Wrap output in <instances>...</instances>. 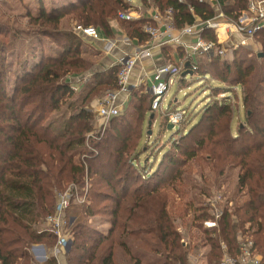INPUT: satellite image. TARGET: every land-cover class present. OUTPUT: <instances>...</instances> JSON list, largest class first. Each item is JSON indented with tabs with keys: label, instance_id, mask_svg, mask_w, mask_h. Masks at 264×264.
<instances>
[{
	"label": "trees",
	"instance_id": "trees-1",
	"mask_svg": "<svg viewBox=\"0 0 264 264\" xmlns=\"http://www.w3.org/2000/svg\"><path fill=\"white\" fill-rule=\"evenodd\" d=\"M99 2L105 4L96 9L93 0H78L73 11L81 9L78 18L83 23L78 25L97 23L109 33V18L116 12V6L127 10L129 5L125 0ZM155 2L165 12L172 8L173 23L178 29L198 20L213 19L218 14V7L211 6L206 0ZM217 2L225 15L235 21L248 7V0ZM40 3L35 20L52 25L43 33L61 42L62 46L57 49V55L51 52L32 54L29 61H24L16 71L18 81L12 94L7 90L1 91L0 75V264H37L31 254V246L44 244L46 240L56 244L55 234L46 230V218L55 210V188L65 173L85 200L72 202L68 210L77 219L69 229L72 240L70 248L64 251V264H190L191 255H197L206 246H209L207 264H221L226 251L236 257L241 253L242 238L253 241L252 248L262 257L261 264H264V58L257 64L242 55L233 61L222 60L224 56L216 53L207 64L200 65L197 59L193 62L198 63L193 74L215 77L210 85L217 97L205 105L199 119L195 123L192 121L185 133L180 132V147H184L189 134L206 125L207 137L198 141L199 147L215 152L220 160L237 165L236 195L242 198L231 211L227 210L219 217L218 226L208 228L204 222L213 218L209 207L201 202L193 206L187 201L182 211H170L167 203L162 204L159 198L150 207L143 204L146 194L142 189L151 187L150 183L159 178L160 160L167 158L169 166L165 169L174 167L172 165L176 162L170 150L165 148L154 166H141L144 146L140 147L139 143L143 127L134 154L128 159L130 139L127 136L123 138L121 128L124 127L127 134L132 122H126V126L118 123V120H126L124 113L111 117L112 126L105 131L109 133L108 137L114 136L118 146L112 150L109 140L105 144L91 141L94 149H103L102 154L88 148L86 135L94 132L96 126L94 112L87 108V96L79 106L70 104L67 112L51 117L50 114L60 111L63 103H67L66 97L75 94L67 78H62L72 68L80 66L77 56L82 51V43L77 32L59 29L66 5L50 9ZM125 22L131 38L141 44L150 40L144 25L154 24L153 21L140 18ZM256 35L261 38L264 48V28ZM201 36L217 41L212 29L205 28ZM227 49L228 52L233 50L232 47ZM0 50L4 52L2 45ZM209 65L217 66L219 73L212 74ZM119 69L114 66L109 71L97 73L96 78L101 85L116 90ZM215 82L216 86H213ZM239 87L243 94L244 117L238 120L235 130L237 103L234 105L232 100H239L238 91H235ZM140 98L141 101L135 102V110L137 119L144 120L145 98ZM150 111L155 116L151 105ZM166 121L169 126L168 116ZM46 143L52 149L48 154L42 147ZM85 149L90 150V157H86L83 163H76L74 156ZM105 158L112 163L105 166ZM133 175L146 184L130 194L132 182L129 180ZM87 182L88 188H85ZM120 187L122 192L118 190ZM180 195L183 198L188 193L181 192ZM106 201L111 206L103 205ZM188 213L192 219L185 226L188 230L192 227L197 230L189 232V240L178 223ZM97 215L109 217L111 226L107 231L88 224ZM42 219L45 228H37ZM181 220L183 224L184 220ZM56 257L37 261L40 264H57Z\"/></svg>",
	"mask_w": 264,
	"mask_h": 264
},
{
	"label": "rangeland",
	"instance_id": "rangeland-1",
	"mask_svg": "<svg viewBox=\"0 0 264 264\" xmlns=\"http://www.w3.org/2000/svg\"><path fill=\"white\" fill-rule=\"evenodd\" d=\"M40 1L50 9H52V6L56 5L67 6L64 13L65 15L62 17L59 24V29L63 32L76 33V25L83 23V21L78 18L81 9L73 11V6H78V0H0V45H2L4 50V52L0 50V75H2L1 91L7 90L11 94L13 93L16 82L18 81L16 71L18 68H21V64L24 61H29L32 54L40 55L51 52L54 55H57V49L62 46L61 42L58 43L52 37H48L45 33H43L47 32L52 25L35 20L38 18V12L41 5ZM125 2L132 7L139 6L138 10L140 12V18L143 17L148 19V21H151V13H155V11L151 9V6L154 3L156 4V2L153 0H125ZM93 3L96 9L104 6L105 4L100 3L99 0H93ZM127 10L116 6V12L109 18L110 24L113 22L119 29L122 28L128 32L126 22L121 20L118 16L119 12H125ZM128 12L130 14L132 13V16H136L133 11ZM161 12L163 17L169 16V14L167 15L164 10H161ZM92 26L98 29L100 28L97 23H93ZM146 26L151 27L155 25L146 23L144 28H146ZM77 36L82 43V51L80 55L77 56L80 66L72 68L67 72V74H69L62 78H67L74 89L75 94L72 97H66L65 102L67 103H63L61 110L58 112L55 111L50 115H52V118L60 116L61 113L69 110L68 107L70 104L79 106L83 102V99L87 96L89 98L87 99V107L90 105V110H93L94 112L96 126L94 132L86 135L88 148L93 152L95 151L102 154L103 149H94L91 141H100L105 144L106 141L109 140L108 143L112 150L115 146H118L114 136L111 134L110 138L108 137L110 136L109 133H105L109 126H112L110 120L104 119L98 112L101 102H103V100L108 96L109 92L114 90L109 89L103 84L101 85L99 80L96 78L97 73H99L97 71L101 69L98 66L101 58L97 57L96 54L97 45L79 34ZM225 47H221V51L224 52L223 54L218 53V55L224 56H222V60L227 59L233 61L235 57L242 55L243 58L247 60H255L257 64L263 62V42L257 35L254 38L252 46L244 44L230 52H228ZM177 53L180 52L178 51ZM213 56L214 55L198 56L197 61L200 65H204L210 62L209 59L213 58ZM185 58L186 51L183 52L181 57H175L173 63L178 62L181 65ZM198 63L194 64L198 65ZM209 68L212 74L219 73L217 71V66L209 65ZM189 70L190 68H186V66H184L183 74ZM212 80H215L213 75L207 74L206 76H198L197 74L188 73L186 76L182 75L179 86L177 83L172 85L166 97V101L164 102V110L173 109L175 112L182 111L184 114L181 121L172 124L174 126V130L172 129L173 131H166V129L169 128L166 121V116H168L167 113H156L149 123L152 114L150 111V99L152 96L145 85L130 93L131 96H133V99L128 101L126 106H123L120 110V113L125 114L126 120H118V123L121 126H126V122H132V125L128 127L127 134L124 127L121 128L123 138L127 136V138L130 139L127 156L128 159L130 158V155L134 154L133 151L139 141L140 130L143 127V135L139 143L140 147L144 146V149L141 152V166H154L157 158L158 162L161 159V151L165 148L170 150V155L176 162V164L172 165L174 167L165 169L166 166H169L167 165V158L160 160L161 162L159 166H161V168L159 170V178L150 183L151 187H144L142 189L143 194H146L143 197V204L150 207L159 198L162 204L167 203V208H169L170 211L178 209L182 211L187 201L193 203V206L197 202H201L200 204H204V206L209 207V213L213 218V220L204 222L206 226L210 227L214 221L218 224L219 217H221V215L223 216L224 212L227 210L231 211L233 207L237 205L236 203H239L242 199L240 196L238 197L236 195L237 176L239 172L237 165L230 163L228 160H220L215 152H210L209 149H202L199 147L200 144L198 141H202L204 137H207L206 125L198 127L191 134H189L188 141L185 142L184 147H180V132L185 133V129L190 125V123L192 121L195 123L199 119L201 110H203L205 105L208 102H212L217 97L215 92L211 89L210 84ZM213 86H216V82ZM235 91H238L237 94L239 100L237 98H235V100H231L234 105L237 103L236 107L238 105L240 106L242 114L241 117L243 118V94L240 87L238 90L235 89ZM141 96L145 98L143 102L145 113L144 120L143 118L137 119V111L135 110V102L141 101ZM238 122L239 121L237 119L234 122L233 127L235 130L237 129ZM146 132L148 133L146 134ZM42 147L47 154L50 150H52L49 149L48 143L42 145ZM89 149L78 151L74 156L75 162L83 163V161L87 159L86 157H90V153H88L90 151ZM106 152L107 151H105V153ZM153 153L156 155L153 156ZM110 163H112L111 160L109 158H105L103 164L106 166ZM138 180L139 178L137 175L130 177L129 183L132 182L129 189L130 194L135 190V188H139L140 186H144V184H146V181L144 183L143 181ZM73 184V180L67 173H65L57 184L55 193L58 195L59 192L66 191ZM88 184L89 182L86 183L85 188H88ZM77 188L75 190L77 197L75 196L74 202L78 203L81 200V196L79 195L80 191L79 189L77 190ZM118 190L122 192L121 187ZM181 192H187L188 195L182 198L180 195ZM103 205L111 206V203L106 201L103 202ZM69 214L75 215L73 212H69ZM189 216L190 215L188 213L187 216L181 217V219L184 220L183 224L181 219L178 220L179 226H181L187 240L190 239L189 232L194 233L197 231L195 227L188 230L185 226V224L190 222L192 219ZM108 218L109 217H105L103 215H97L96 217L91 218L88 221V224L100 227L104 231H107L111 226L110 219ZM214 227L216 226L211 228ZM37 228H45L43 219L41 220V223L37 225ZM56 247V244L46 240L44 244L32 245L31 254L36 263L38 262L37 264H40L37 260L43 259L45 257V253L47 254V258L58 256L59 259L64 261L66 254L64 251L67 250H61ZM202 264H207V260H204Z\"/></svg>",
	"mask_w": 264,
	"mask_h": 264
},
{
	"label": "built area",
	"instance_id": "built-area-1",
	"mask_svg": "<svg viewBox=\"0 0 264 264\" xmlns=\"http://www.w3.org/2000/svg\"><path fill=\"white\" fill-rule=\"evenodd\" d=\"M213 18L206 21H197L192 25H186L179 29L178 35H173L174 23H173V10L169 8L167 10V15L169 14V19H161L160 23L165 29H160V27L146 26L145 31L151 35V43H158L153 45H147L145 48H136L132 54L124 55L119 62V72H118V88L109 92L108 96L101 102L98 112L104 119H110L120 113L121 107L119 106L118 99L122 93H129L131 90V77L132 73L137 66V64L146 58H150L153 55V50L157 44L174 42L177 47L185 48L187 56H195L197 54L214 55L223 54L221 47H218L219 36L217 31L220 27V22L218 19H226L227 16L221 10ZM119 18L123 21H129L135 19L128 11L119 12ZM212 29L217 41L206 40L201 36L204 29ZM264 28V0H248V7L246 10L242 11L239 15L237 21L235 22L236 32L243 34L245 39L241 41L244 45L248 38H253L258 31ZM177 29V28H176ZM76 32L79 35L87 36L90 38L98 39L99 32L98 29L92 25L90 26H76ZM182 36H193L195 41L191 44H185L181 39ZM160 40V41H159ZM240 45L235 43L234 48H238ZM187 57V58H188ZM190 63V66L187 63ZM190 68L192 73L197 69L196 64H191L190 60L185 59L181 65L178 64H162L155 68L152 85L150 87V93L153 97L151 102L152 111L156 113H167L169 117V122L171 125L173 123H178L183 118L182 111H171V109L164 110V102L166 97L177 78L183 74V68ZM77 186L72 185L68 190L64 192H59L57 195V205L52 214L48 215L46 218V230L52 232L57 237L56 248L61 250H67L71 244L72 236L70 235L69 229L75 223L77 217L75 215L69 214L68 210L71 207L72 202L75 199V190ZM77 197V196H76ZM85 197L82 198L80 202H83ZM217 226V222L214 221L211 227ZM211 228L210 226H207ZM226 250V246L223 245ZM253 241L241 239L240 251L241 253L236 256H231L226 251L222 259L221 264H261L262 257L253 250ZM47 254L40 260H47ZM190 264H202L198 257H192Z\"/></svg>",
	"mask_w": 264,
	"mask_h": 264
},
{
	"label": "crops",
	"instance_id": "crops-1",
	"mask_svg": "<svg viewBox=\"0 0 264 264\" xmlns=\"http://www.w3.org/2000/svg\"><path fill=\"white\" fill-rule=\"evenodd\" d=\"M153 1L155 2V0H153ZM206 1H208L211 6L218 7V11L221 10L220 6L218 5L217 0H206ZM138 9H139V6H137V7L129 6V8L127 10L130 12L133 11L134 15L136 14V16H134L135 19H133L134 21L140 20L141 16H140V12ZM151 9L154 10L155 13H151L152 17H151L150 22L153 21V23L155 25L154 27H158V28L160 27V29L164 30L165 27L161 25L160 20L161 19H169V16H166V17L162 16L161 9H160L159 5H157V3L152 4ZM221 12H223V11L221 10ZM198 21H201V20H198ZM218 22H220L221 25L219 27V30L217 31V34L219 33L220 30H222V32L219 33L222 37H218L219 41H220L219 44L222 45L223 47L227 46V47H225V49L227 51L229 50V49H227L228 47H232L233 50L236 49L233 47V45L235 43H238L240 45L239 47H241L242 46L241 41L243 39H245V36H243V34L236 32V29H235V22L236 21L229 19L227 17L226 19H218ZM174 28H175V26H174ZM144 30H145V28H144ZM98 32H99V38L98 39L90 38L87 36H82V37L87 38L88 40L94 42L97 45V47H96L97 53L96 54H97V57L101 58L99 60V64H98L99 68H101V69H99V71H97L99 73H101V72L104 73L106 71H109L114 66L119 67L120 59L124 55L132 54L136 50V48H145L147 45H153L154 46V44L158 43V41H157V42L152 44L150 42L151 38H152L150 35V40L144 44H141L136 39L131 38L128 35V32H126V30H124L122 28L119 29L117 27V25L114 24L113 22L110 24V32L109 33H106L101 28L98 29ZM178 34H179V29L175 28V30L173 31V35H178ZM255 36L253 38H248L246 45L252 46V43L254 42ZM181 39L184 41L185 44H191L195 41L193 36H182ZM178 51L180 53H177ZM183 52H185V48L183 49V47H177L174 44V42L157 44L153 50L152 57L141 60L137 64V66L135 67V69L132 73V77H131V90L129 93H122L119 96V99H118L119 106L121 108L123 106H126L128 101H130L133 98V96H131L130 93L134 90L140 89L144 85L147 87L148 91L150 92V87L152 85V77H153L155 68L159 65H162V64H168V63L174 64V65L178 64V62L173 63V60L177 56L181 57ZM198 56H209V55L197 54L195 56H189L188 57L187 53H186V58L187 57L190 58L191 64H194L193 61H196ZM182 75L183 74H181L177 78V80L173 83V85L177 83L179 86L180 78L182 77ZM111 92H113V91H111ZM89 107H90V105H88L87 108L91 109ZM241 115L242 114H241L240 106L238 105L236 107L235 120L241 119ZM208 250H209V246L203 247L197 255L192 254L191 256L192 257H198L200 259V262L203 263L204 260H206ZM54 257H56V256H54ZM56 258H57V264H64V261H62L58 257H56ZM46 259H49V257ZM39 261H44V260H39Z\"/></svg>",
	"mask_w": 264,
	"mask_h": 264
},
{
	"label": "water",
	"instance_id": "water-1",
	"mask_svg": "<svg viewBox=\"0 0 264 264\" xmlns=\"http://www.w3.org/2000/svg\"><path fill=\"white\" fill-rule=\"evenodd\" d=\"M187 65L190 66V63H188ZM188 73L193 74L192 71L189 70V71L185 72L183 75L186 76ZM153 117H154V115L152 114V115H151V118H153ZM150 122H151V121H149V123H150ZM173 128H174V126L170 124V125H169V130H172Z\"/></svg>",
	"mask_w": 264,
	"mask_h": 264
},
{
	"label": "bare ground",
	"instance_id": "bare-ground-1",
	"mask_svg": "<svg viewBox=\"0 0 264 264\" xmlns=\"http://www.w3.org/2000/svg\"><path fill=\"white\" fill-rule=\"evenodd\" d=\"M221 32H222V30L219 31V33H221ZM219 33H218V36H219V37H222Z\"/></svg>",
	"mask_w": 264,
	"mask_h": 264
}]
</instances>
